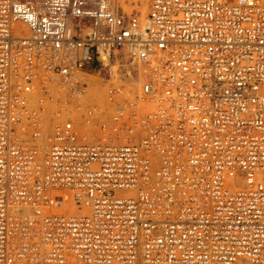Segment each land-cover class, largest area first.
<instances>
[{
  "label": "built area",
  "instance_id": "1",
  "mask_svg": "<svg viewBox=\"0 0 264 264\" xmlns=\"http://www.w3.org/2000/svg\"><path fill=\"white\" fill-rule=\"evenodd\" d=\"M0 264H264V0H0Z\"/></svg>",
  "mask_w": 264,
  "mask_h": 264
},
{
  "label": "rangeland",
  "instance_id": "2",
  "mask_svg": "<svg viewBox=\"0 0 264 264\" xmlns=\"http://www.w3.org/2000/svg\"><path fill=\"white\" fill-rule=\"evenodd\" d=\"M148 0L143 3L138 0H126L122 4L123 9L126 13H135L139 17L141 23L144 25L146 19V13L148 9ZM123 62V61H122ZM112 65L97 67L96 71H91L89 76V96L87 99L94 102L95 104L101 105L105 101L106 91L110 85L118 83V78L120 77V71L116 63H111ZM116 64V65H114ZM95 68V67H94ZM116 82V83H115ZM97 83L93 88V85ZM103 101V102H102Z\"/></svg>",
  "mask_w": 264,
  "mask_h": 264
},
{
  "label": "bare ground",
  "instance_id": "3",
  "mask_svg": "<svg viewBox=\"0 0 264 264\" xmlns=\"http://www.w3.org/2000/svg\"><path fill=\"white\" fill-rule=\"evenodd\" d=\"M119 1H120L122 4L126 2V0H119ZM138 1H141V2L143 3L145 0H138ZM147 2H148V1H147ZM147 6H148V4H147ZM141 25L144 26L145 23H144V25L141 23ZM109 60H110V59H109L108 57H105V58H104V65H105V66H107V65L109 64ZM115 83H116V82H115ZM102 102H103V101H102Z\"/></svg>",
  "mask_w": 264,
  "mask_h": 264
}]
</instances>
